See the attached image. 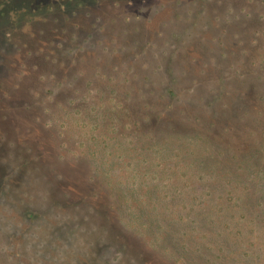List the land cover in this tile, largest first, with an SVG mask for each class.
<instances>
[{
  "label": "rangeland",
  "instance_id": "rangeland-1",
  "mask_svg": "<svg viewBox=\"0 0 264 264\" xmlns=\"http://www.w3.org/2000/svg\"><path fill=\"white\" fill-rule=\"evenodd\" d=\"M257 57L264 0H0V264H200V245L264 264V184L222 177L223 129L215 148L174 128L209 119L222 85L229 119ZM169 68L178 103L161 99ZM248 120L234 132L264 157Z\"/></svg>",
  "mask_w": 264,
  "mask_h": 264
},
{
  "label": "trees",
  "instance_id": "trees-1",
  "mask_svg": "<svg viewBox=\"0 0 264 264\" xmlns=\"http://www.w3.org/2000/svg\"><path fill=\"white\" fill-rule=\"evenodd\" d=\"M257 33V32H256ZM247 66L249 67H255L257 70L254 72V74L251 75V77L248 78L244 82V84H247V89L241 91V96L239 97L238 93H235L233 95L234 98L230 99L229 106L231 103H233V114L229 117V119L221 118L223 117L221 114H218L219 111L214 109L215 105H218L220 103L219 100L224 99L226 96V88L225 86L219 87V93H215L210 91L207 92L206 99L204 100L205 110L208 111L207 115H209V119L204 117L203 115H193V117L190 116V119L187 123H183L182 120H180V123H183L182 127H175L179 128L175 130H180L179 132L184 133V138H192V139H198L200 142L203 141L205 137L209 138L207 140V146L211 147H218V146H224L227 145V137H224V140H216L215 138L211 137V134L218 127L220 129H223V132L229 136V140H231L235 147L233 151V158L234 163L224 165L223 168L220 167V173L222 172V177L227 178L229 176L236 175L241 176V178L245 177V181L240 179V181L250 183L254 187L255 191L252 193V195H257L259 191V187L264 184V157L261 156L260 149H253V151L247 150L245 148L247 139L245 137H239L238 131L234 132V129L236 130L237 126L244 124L246 119H249L248 122H250L251 129V135H256L257 132H260L262 135H264V58L263 57H257L255 59H249L246 62ZM245 65V62H244ZM168 74L170 76L171 81L167 82H158L159 89H163L164 94H161V99H171L172 101H181L180 98L181 95H178V92L176 91L175 85L177 84V77H175L174 72L172 69L169 68ZM237 74V73H236ZM144 82H148L149 78H142ZM223 82V81H222ZM155 89V88H154ZM205 98V97H204ZM176 103V104H177ZM173 105L168 104V109L172 108ZM182 114V113H181ZM225 114V113H223ZM163 115V113H162ZM164 116V115H163ZM240 121V122H239ZM179 126V124H177ZM216 126V128H215ZM246 127L245 125H242ZM236 127V128H235ZM220 131V130H219ZM234 132V133H233ZM230 134V135H229ZM188 135V136H187ZM173 136V135H172ZM164 142L166 145H168V142L173 143L172 138L166 135V137H162V140H159ZM163 144L160 142V145ZM157 145L155 143L148 142L146 145V149L148 152L150 150L154 149V151H157ZM206 148V147H205ZM159 150V149H158ZM245 174V175H244ZM240 178V177H239ZM229 180H226V183L229 184ZM237 185V184H236ZM259 186V187H257ZM66 190L70 195H73L72 197H81L82 194L79 193V189H77L75 186H71V184H65V186L62 188ZM237 189L240 190V192H246L248 190L247 187L237 185ZM262 195L259 196V200H264V192H261ZM112 198V195H110ZM262 196V197H261ZM104 197V194H103ZM261 197V198H260ZM85 198V197H83ZM220 199V198H219ZM239 201H242L239 199ZM233 205H238L233 201ZM248 205V201H247ZM257 223H264L263 218H257ZM123 221V220H122ZM121 221V222H122ZM135 221H139L138 218ZM124 222V221H123ZM136 223L134 225L127 224V222H124V225L131 226L135 231L138 232V234H141V232L136 228ZM75 231V228H70L66 235L70 237V234H73ZM76 232V231H75ZM70 233V234H69ZM245 239V238H244ZM243 239V240H244ZM242 241H238V245L242 246ZM252 242H248V246L251 245ZM202 247V245H200ZM200 246L195 247L194 253L195 257L197 258L196 261L200 262V264H206V262L210 261L213 264H222V256L220 255L219 251H223V248H218L217 251L212 247H202ZM153 248L156 250L162 249L157 244L152 245ZM233 254H239L237 251H235ZM202 255L204 256V259H201ZM224 264V263H223Z\"/></svg>",
  "mask_w": 264,
  "mask_h": 264
}]
</instances>
